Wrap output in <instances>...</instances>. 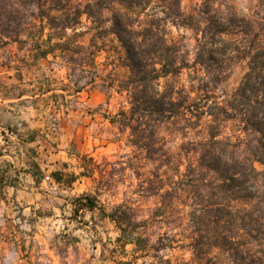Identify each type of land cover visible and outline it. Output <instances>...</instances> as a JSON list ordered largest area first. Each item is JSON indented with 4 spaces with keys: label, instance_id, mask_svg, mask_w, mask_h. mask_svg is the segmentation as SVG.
<instances>
[{
    "label": "trees",
    "instance_id": "1",
    "mask_svg": "<svg viewBox=\"0 0 264 264\" xmlns=\"http://www.w3.org/2000/svg\"><path fill=\"white\" fill-rule=\"evenodd\" d=\"M183 1L0 0V48L16 45L25 53L24 64L27 56L35 62L60 59L71 78L87 69L97 75L101 52L110 53L108 42L118 43L112 49L130 73L113 80L110 88H118L127 110L123 106L111 122L128 133L127 145L148 165L167 155L157 156L163 126L202 138L201 149L187 158L188 173L182 176L188 181L164 205L175 225L190 220L194 231L187 248L195 262L264 264V0L252 17L231 6L223 11L215 6L217 0H204L186 12ZM170 27L191 31L194 45L171 39ZM11 58L0 67H11ZM238 59L247 61L248 72L232 96L221 99L219 85ZM76 91L82 88L76 86ZM61 107L69 110L61 104L59 113ZM183 158L176 154L171 160L178 176ZM93 174L87 170L82 175ZM205 182L210 189L206 196L182 200ZM79 202L80 209L97 207L92 196ZM133 211L126 204L101 212L117 224L127 243L145 249L149 221L143 218V229H137Z\"/></svg>",
    "mask_w": 264,
    "mask_h": 264
},
{
    "label": "rangeland",
    "instance_id": "2",
    "mask_svg": "<svg viewBox=\"0 0 264 264\" xmlns=\"http://www.w3.org/2000/svg\"><path fill=\"white\" fill-rule=\"evenodd\" d=\"M203 1L184 0L183 7L189 12ZM215 6L223 11L231 6L240 15L252 17L259 10V0H217ZM104 14L110 16L109 11ZM169 32L171 39L195 43L189 30L170 27ZM93 33L83 41L88 43ZM112 46L118 43L108 42L110 53L101 52L97 75L87 69L71 78L60 59L35 62L27 56L24 64L25 53H19L16 45L0 48V65L9 64L12 56L11 67H0V264H197L187 248L194 231L190 220L175 225L171 209L164 205L188 181L182 176L188 173L187 158L201 149L202 138L163 126L157 156L167 154L162 158L165 164L144 163L136 149L127 145L128 133L111 122L127 107L110 83L130 73L120 65ZM247 72L246 60L233 61L218 96L230 98ZM76 80L78 84L71 83ZM76 86L82 88L80 93ZM20 93H25L21 99L11 98ZM22 101L26 104L20 105ZM61 104L69 110L61 107L59 113ZM27 148H36L39 156L32 160ZM176 154L184 157L181 176L171 165ZM35 162L40 175L44 174L38 186L44 195L38 197L30 193L29 171ZM87 170L94 174L82 175ZM58 173L64 175L60 185ZM206 184L201 192L194 189L182 200L206 196L210 190ZM85 196L95 197L94 210L79 208V199ZM126 204L134 208L131 214L137 229H143V218L149 221L145 249L127 243L117 224L102 216V210L111 213Z\"/></svg>",
    "mask_w": 264,
    "mask_h": 264
},
{
    "label": "crops",
    "instance_id": "3",
    "mask_svg": "<svg viewBox=\"0 0 264 264\" xmlns=\"http://www.w3.org/2000/svg\"><path fill=\"white\" fill-rule=\"evenodd\" d=\"M68 77V76H67ZM29 141V140H28ZM32 142V141H31ZM24 145H26L25 142H23ZM26 152L29 154L30 158L32 160L36 159V157L39 156V153L37 152L36 148H27L26 149ZM32 167H30V171H29V178L31 179V182L33 184V187L31 188V196L32 197H38V196H43L44 195V192H42V187H38L40 186L39 184V180L42 179V177L44 176V174L40 175L42 172L40 170V167L39 165L35 162V163H32L31 165ZM57 175H60L62 176V179L61 180H58L59 182V185L60 184H63L64 183V180H63V174L62 173H58ZM41 176V177H39ZM73 181V180H72ZM71 181V182H72ZM70 182V183H71ZM74 182V181H73ZM73 184V183H72ZM34 186H37L36 188ZM41 190V191H40Z\"/></svg>",
    "mask_w": 264,
    "mask_h": 264
},
{
    "label": "built area",
    "instance_id": "4",
    "mask_svg": "<svg viewBox=\"0 0 264 264\" xmlns=\"http://www.w3.org/2000/svg\"><path fill=\"white\" fill-rule=\"evenodd\" d=\"M45 179H46V180H49V179H50V177H46Z\"/></svg>",
    "mask_w": 264,
    "mask_h": 264
}]
</instances>
